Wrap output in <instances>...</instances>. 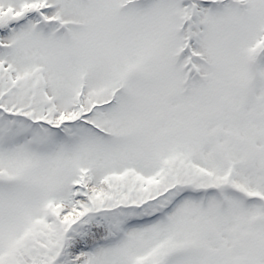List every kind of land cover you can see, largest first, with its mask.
<instances>
[{"label": "snow or ice", "instance_id": "obj_1", "mask_svg": "<svg viewBox=\"0 0 264 264\" xmlns=\"http://www.w3.org/2000/svg\"><path fill=\"white\" fill-rule=\"evenodd\" d=\"M0 264H264V0H0Z\"/></svg>", "mask_w": 264, "mask_h": 264}]
</instances>
